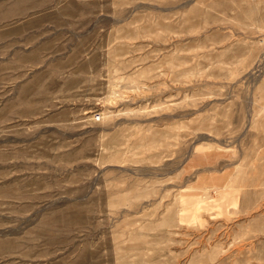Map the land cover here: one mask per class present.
I'll return each instance as SVG.
<instances>
[{
	"label": "rangeland",
	"instance_id": "rangeland-1",
	"mask_svg": "<svg viewBox=\"0 0 264 264\" xmlns=\"http://www.w3.org/2000/svg\"><path fill=\"white\" fill-rule=\"evenodd\" d=\"M0 264H264V0H0Z\"/></svg>",
	"mask_w": 264,
	"mask_h": 264
}]
</instances>
